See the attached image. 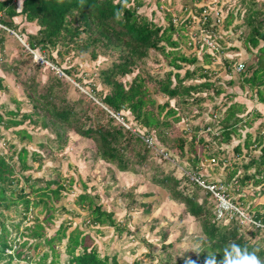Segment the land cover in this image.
I'll list each match as a JSON object with an SVG mask.
<instances>
[{
	"label": "trees",
	"instance_id": "obj_1",
	"mask_svg": "<svg viewBox=\"0 0 264 264\" xmlns=\"http://www.w3.org/2000/svg\"><path fill=\"white\" fill-rule=\"evenodd\" d=\"M218 1L216 2L218 3ZM131 2L132 5H130ZM224 5H220V9H223ZM247 5V12L243 16V25L248 28V32L243 37V44H246L245 49L248 52L251 51L250 48H256L261 40L264 41V3L258 4V0L255 2L253 0ZM19 6H21L20 9H17V5L12 3V0H0V25L15 31L21 25L15 23L16 19L14 18L18 16H21L23 18L21 20L26 23H33L36 30L27 35V47L39 55L45 53L48 58L47 61L55 63L56 57L51 55L52 51H56L60 61L63 60L64 55L69 56L71 52L77 56H87L91 62H96L99 57H109L111 61L107 67L98 70L95 79L104 88L105 93L94 87L91 88L94 95L92 98L98 99L102 105V108L96 112L93 111L96 109L93 107L94 105L88 109L84 106L85 104L90 106L93 103L92 99L88 98L85 101L86 96L65 79H59L51 73L47 75L45 82L39 81L37 73L43 67L41 65H32V72L26 76L20 73L19 66L7 68L3 66L4 64L0 65L5 72L10 71L15 83L23 88L25 97L31 105L30 113L24 114L20 118L17 109L5 111L1 106L3 113H0V130L20 126L25 123L24 120H27L29 124L39 125L42 130L49 131L48 133L53 136L51 140H54L57 150L67 145L69 133L73 132L81 138L92 141L94 160L100 159L109 165H113L119 172L131 171L135 174L139 172L136 168L148 166V160L157 156L155 151L137 136L149 135L153 136L156 144L158 142L160 146L166 149L167 153L174 150L178 151L176 154H171L174 162L178 161L179 158L182 159L183 155L186 157L191 152L193 159H188L190 162L184 158L187 166L191 167L190 174L198 173L203 168L202 160L194 148L196 143L205 146V141L203 142V139L197 137L199 127H191L193 133L187 151L183 147L187 143L184 135L174 139L172 144H169V139L166 140L167 134L164 133L170 129L171 124L179 116L177 111L179 108L171 107L170 100L176 99L178 106L181 104L185 110L196 114V118H199L203 117L202 105L204 100L206 98L213 100L214 96H218L220 93L218 88H214L217 85L216 82L210 81V69L205 67L207 64L195 65L194 63H198V59L193 55L184 53L179 55L177 54L178 51H173L178 46V39L175 37L177 33L179 39L187 38L183 33L185 30L183 25L176 27L170 14H167L165 18L167 20L166 26L155 24L147 17L138 14L137 9L142 6V3L136 0H22ZM197 10L201 11V9ZM228 23L225 25L228 26ZM222 25L223 23L220 24V26ZM220 26L212 27L216 34H219L218 27L220 29ZM7 33L6 30L0 28V49L4 45ZM215 40L221 50V39L218 40L217 36ZM260 50L262 52V48ZM151 51L155 52L157 56L168 57L167 64L172 70L160 75V77L158 74L153 77L146 74V78H143L138 74L130 82L126 81V77L148 59ZM204 53V57L211 61V54ZM231 61L228 60V63H224L229 74L234 73L230 69ZM185 65L191 66L185 68L183 74H180ZM192 66L194 67L190 68ZM253 67H247V71L241 72L240 82L250 88H256L257 98L260 103L264 104L260 89L264 87V68L254 69ZM252 68L254 70L248 76ZM72 71L63 72L70 77ZM79 82L80 80L77 79V83ZM146 82L153 83V91L156 90L169 100L163 105H158L156 111L153 110L154 101L151 98L146 99L148 92ZM211 89L213 95L209 96L207 91ZM69 90L71 94L79 93L73 102L67 99ZM5 91L6 86L3 83V77L0 76V94ZM201 112L202 115L200 116ZM240 112L238 104H231L225 108L219 118L210 115L203 131L206 132V128L216 124L220 127L216 132H210V130L206 132L209 135L214 133L211 136L213 143L215 142V152H222V144H228L232 135L236 133V126L242 120L238 117ZM126 113L132 117L133 123L128 120ZM114 116H120L125 125L116 123ZM86 121L88 125H86ZM128 124L131 127L134 124L137 135L129 130ZM14 132L21 141L30 139L31 135L27 130L21 129ZM241 150L246 152L245 154L249 159L241 165V173L234 165L235 167L228 174L227 181L231 182L232 180L238 185L237 192L240 191V186L249 185L254 189L262 188L264 185L263 138L257 135L253 137L250 133L245 134L243 143L237 144L233 148L235 153H239ZM256 150L258 152L256 157L250 155V151ZM48 152L50 153L51 150ZM28 155L26 148L16 152L17 161L23 170L30 168L27 164ZM31 155L37 156L34 153ZM212 156L211 158H216L215 154ZM159 158L161 159L160 155ZM10 160V156L0 155V208L7 209L10 205L13 206L21 202L25 205L24 214H26L29 212L30 201L27 194H24L23 188L18 191L9 190L10 196L6 195L8 186L13 180L15 167V164L11 163ZM222 163L216 161V166L219 167ZM154 170L155 172L149 179L150 182L165 189L170 199L181 204L185 213L199 224L201 235L196 238L198 247L194 256L189 257L195 264H204V261L209 258L214 259L215 264H225L228 253H231L232 259L237 258L231 247L233 244L238 246L241 255L245 253L255 255L260 264H264L263 229L243 224L237 215H228V221L223 225L222 220L218 222L216 219L215 199H212V194L198 186L191 179V175H187L183 171L180 177H175L169 173L164 174L158 166H155ZM201 179L205 180L204 177ZM214 182L225 183V179H218ZM45 184L47 191H43L44 193L40 195V202L42 203L45 201L43 196L49 199L57 198L63 189L62 185L55 180L47 181ZM51 185L55 187L50 189ZM31 190L33 189L31 188ZM36 190L37 192L41 191L38 189L33 191ZM16 192L18 193L15 199ZM201 193H203L202 198L199 197ZM127 194L128 204H134V194L131 191H128ZM79 200L80 205L90 211V223L112 226L118 229L112 212L102 211L101 206L95 204L91 195L83 193L79 196ZM253 213L251 216L264 224V213ZM27 229L30 228L27 227ZM41 229L42 224H38L35 220L33 223L35 238H41ZM66 230L67 228L62 226L58 229L55 237L61 239V236H65ZM80 235V233H75L67 236V254L69 256L67 264H117L115 258L100 257L95 247L84 246L85 237L82 235L80 237ZM7 236L4 226L1 225L0 264H11L15 258L29 260L28 256L23 255L21 251L26 244L24 242L19 245L20 250H14L13 254L10 255L6 254V251L12 249ZM253 239L257 240L253 241ZM52 241L53 239H49L45 243L50 246ZM77 246H81V251L76 253ZM51 250L53 251L52 248ZM185 256L175 259L174 262L169 257L165 264H185V261L189 259ZM46 257L47 254H44L37 264H45L43 261ZM54 262L56 263L53 260L52 264Z\"/></svg>",
	"mask_w": 264,
	"mask_h": 264
},
{
	"label": "rangeland",
	"instance_id": "obj_2",
	"mask_svg": "<svg viewBox=\"0 0 264 264\" xmlns=\"http://www.w3.org/2000/svg\"><path fill=\"white\" fill-rule=\"evenodd\" d=\"M136 1L142 3V6L137 9L138 14L147 17L155 24L166 26L167 20L165 18L167 14H170L176 27L183 25L185 29L183 33L187 38L179 39L177 33L175 37L178 39V46L173 51H178L177 54L179 55H182V53L193 55L198 59V63H194L195 65H202L204 63L203 53H210L211 51L203 49L199 40L195 38L200 37L196 35L200 27L197 9L206 7L205 4L211 3L214 0ZM216 1L212 4L215 3L214 7L218 8ZM230 1L232 4L236 2L239 3L238 5H243L242 8L237 7L238 11H241L247 3H252L253 0ZM260 3H264V0H258V4ZM132 4L131 2L130 5ZM16 20L19 21L20 19ZM29 24L31 23L23 22L16 28L14 33L19 37L7 31L8 35H5L4 45L0 49V65L4 64L3 66L7 68L19 66L21 69L20 73L24 76L32 72V65H41L43 67L38 71L37 79L45 82L47 75L51 73L54 76L57 75L50 66L37 61L28 51L26 38L29 33H33L28 31ZM240 42L241 52L247 56L251 54V51L246 53V49L242 46V39ZM169 50L171 49L169 48ZM40 55L47 61L48 58L45 53H40ZM51 55L56 57L55 63L51 61L47 62L63 71L73 70L72 75L66 78L65 81L74 86L81 94H84L86 96L85 101L88 98L92 99L93 103L90 106L87 104L84 106L88 109L94 105L93 107H96V109L93 111L95 112L102 108L98 99L92 98L94 95L91 92V88L94 87L105 93L104 88L95 79L98 70L107 67L111 58L99 57L96 62H91L87 59V56H77L71 52L69 56L64 55L63 60L60 61L56 55V51H52ZM214 56L216 60L211 61V65L222 64L225 66L224 63H228L229 57L226 58L227 60L224 59L222 49L218 54H214ZM223 59L225 60L224 63L222 62ZM239 59H241V56L235 57L231 61V70H234V64L238 63ZM168 61V57L157 56L155 52L151 51L148 59L135 68L133 73L126 77V81L130 82L138 74L143 78H146V74L152 77L158 74L160 77V75L172 70L167 64ZM248 62L249 60H244L243 62L245 66L244 71L247 67L254 65L253 63L248 64ZM188 66L191 65H185L180 74H183L184 69ZM224 68L226 69V66ZM239 74L235 77L240 81L241 73ZM0 76L3 77V83L6 86V91L0 94V107L3 106L2 108L5 111L17 109L19 111V118L24 114L30 113L31 105L25 97L23 88L15 83L10 71L5 72L0 66ZM222 77L220 76L219 79L225 81L224 79L226 78ZM57 78L59 77L57 76ZM77 79L80 80L79 83H77ZM146 85L148 88L146 99L151 98L154 101L153 110L156 111L158 105H163L169 101L166 96H163L156 90L153 91V83L146 82ZM219 87H222V85L214 86V88ZM247 93L248 98L253 96V93L249 89ZM78 95L79 93L77 92L71 94L69 90L67 99L73 102L77 99ZM169 103L171 107L179 108L177 110L179 116L171 124L170 129L164 132L167 134L166 140L169 139V144H172L174 139L184 135L187 143L183 147L187 151L189 149L190 137L193 133L192 126L200 128L197 132V137L198 139H203V142L205 141V146L201 145V143L194 145L196 153L199 154L202 160L201 165H203V168L198 173L191 175L193 177H204L205 180L203 182L205 184L209 186L213 185L219 191H222V188L225 189L228 194V200L232 201L230 203L238 208L240 207L242 211L250 212L249 214L253 212L264 213V185L262 188L257 187L255 189L249 185L246 187L240 186V191L237 192L238 185L232 180L231 182L227 181L228 174L232 169L236 166L237 170L241 173V165L249 159L244 150H241L239 153L233 151L237 143H243L245 134H238L236 132L235 135H232L230 142L224 144L227 145L226 147L221 146L223 151L218 153L214 150L216 148L214 147L215 142L213 143L212 140V134L214 133H210L211 136L203 131L204 125L208 122L206 116L211 115L212 117L216 116L219 118L225 111L227 100L218 101L216 104L214 99L206 98L202 105L204 115L202 117L201 112L199 119L196 118V114L185 110L181 104V107L178 106L176 99L170 100ZM214 106L215 108H213ZM2 108H0L1 114L3 113ZM217 109L218 112H216ZM126 115L128 116V120L133 123L132 117L128 113ZM246 117L250 118L251 116ZM114 118L116 123L125 125L120 116H114ZM251 121V119L248 120V123ZM24 122L20 126L11 127L8 130H0V155L10 156V162L15 164L14 175L12 176L13 180H11L12 182L8 186L6 195L10 196L9 190L18 191L23 188L24 194H27V198L30 201L28 206L29 212L26 214H24L25 205L21 202L13 206L10 205L7 209L0 208V230L1 225H3L8 234L7 240L12 246V249L6 251V254L10 255L13 254L14 250H20L19 245L24 242L26 244L22 247L21 251L23 255H27L29 258V260L15 258L11 264H37L44 254H47V257L43 261L45 264H52L53 260L56 261L54 264H67V260L69 259L67 254V236L75 233H80L85 237L84 246L95 247L100 257L109 256V259L115 258L117 264H165L168 262L166 259L169 257L174 262L175 259L182 258L185 254V258L194 256L198 247L196 238L201 235L198 222L185 213L181 204L173 202L165 189L152 184L149 180L155 172V166L160 167L164 174L169 173L175 177H180L183 171L186 174H190L191 167L187 166L184 158H187V161L193 159L191 152L186 157L183 155L182 159L179 158L178 161L174 162L171 154H176L178 151H170L168 153L169 157L167 155L164 156L163 153H167V151L157 142V151L153 149L157 156L148 160V166L146 165L140 169L136 168L139 171L137 174L131 171L119 172L113 165H109L100 159H93L92 149L94 148V144L90 139L81 138L75 133L70 132L67 145L57 150L54 140H51L53 136L48 133L49 131L42 130L39 125L29 124L27 120H24ZM244 124L242 123L240 126ZM86 125H88L87 121ZM128 126L130 131H135L134 124L133 127L130 124ZM21 129L27 130L30 133V139L20 140L14 131H20ZM219 129L220 127L216 124L210 127V132H216ZM257 136L264 137L262 134ZM22 148H26L29 153L27 164L30 168L27 170L21 169L17 161L16 152ZM49 150H51L50 153L48 152ZM32 153L37 156H32ZM213 154L216 157L214 158L215 163H208ZM250 155L256 157L258 155L257 150L254 152L250 151ZM209 156L210 158H208ZM216 161L223 162V166L221 164V166L217 167ZM27 176H29V179L26 178ZM218 179H225V183L214 182L218 181ZM50 180L58 181L63 189L57 198L53 197L49 199L43 196L45 201L42 203L40 202V195L44 193L43 191H47L45 183ZM54 187V185H51L50 189ZM31 188L41 191H33ZM190 189H192L191 186ZM128 191L134 194V204H128ZM17 193L14 195L15 199ZM83 193L91 195L95 204L101 206L102 211L112 212L118 229L112 226H100L90 223V211L80 205L79 196ZM202 196L203 193L199 197L202 198ZM215 206L217 209L216 202ZM216 219L218 222L222 220L221 223L223 225L228 221V218L222 219L216 217ZM35 220L38 224H42V229L40 230L41 238H35L33 234V223ZM62 226L66 227L67 230L65 236H61V239H58L55 236L58 229ZM27 227L30 229H27ZM49 239H53L50 246L45 243ZM256 240L253 239V241ZM80 251L81 246H77L76 253Z\"/></svg>",
	"mask_w": 264,
	"mask_h": 264
},
{
	"label": "crops",
	"instance_id": "obj_3",
	"mask_svg": "<svg viewBox=\"0 0 264 264\" xmlns=\"http://www.w3.org/2000/svg\"><path fill=\"white\" fill-rule=\"evenodd\" d=\"M21 1L22 0H12V3L17 5V8L20 9L21 6L19 5ZM213 2H215V0ZM213 2L205 4V6L211 7L212 5H216L215 3L212 4ZM230 2H231L230 0H223L221 1L220 4L217 3L218 7L220 5L225 4L223 9L219 8L221 10L220 19H222L221 23H223V25L222 26L218 25L220 26V29L218 27L219 34H216L218 36V40L221 39L220 43L222 45L223 57H225L224 59L227 60L226 58L229 57L228 60H233L235 57L241 56V59L238 60V63H242L244 62V60L245 61L249 60L248 64L253 63L254 69L264 68V57H263L264 56V41L261 40L256 48L254 49L250 48L252 53L249 54L248 56L244 55L240 49L241 47L240 40L242 39L243 41V37H245L248 32V28L245 25H243V19H244L243 16L247 12L245 9L248 5L244 4L245 7L243 8V10L238 11L237 7L242 8L243 5H238L239 3H236V2L232 4ZM198 12L200 11L198 10ZM14 19H20L19 21L16 20L15 22L16 24H22L23 22H25L21 20L23 19L21 16L15 17ZM227 22H229L228 26L225 25ZM35 30H36L35 26L33 24H29L28 31L34 33ZM242 46L245 48L246 44H243L242 42ZM261 48H262V52L261 50L259 51V49ZM246 53H249V52H246ZM224 59L222 61L223 63L225 62ZM204 60L205 61L203 62L207 64V66L205 67L211 70L209 73V75H211L210 81L216 82L217 85H222V87L218 88V90H220L219 95L214 96V100L216 104L218 103V101L221 102V101L227 100V106L231 104H238V106L240 107L241 112L238 114V117L242 118V120L241 122L237 124V126L238 125L239 126L238 128L236 126L237 128L236 132L238 134L250 133L253 137L255 135H260V134L264 135V104L259 102L257 95H256V88H250L246 84L241 83L237 79V77H235L240 74H237L234 70H232L234 72L233 74H229L222 64L211 65L212 63L210 62L212 60L210 61L209 58H205V57H204ZM240 60H243V61H240ZM204 63H202V65ZM253 68L251 69V71H249L248 76L251 75L252 70H254ZM220 76L221 77L224 76L222 78H226L224 79L225 81H223V79L220 80L219 79ZM228 81H231V83H228ZM248 89L251 91V93H253L252 97L249 95L251 98H248V95H247ZM260 89L262 90V97L264 98V87H261ZM207 92L209 95H213L212 89ZM216 112H218V109L216 110ZM246 116H251V117L247 118ZM206 117L207 119L210 118V116H206ZM250 119L252 121L248 123V120ZM242 123H245V124L243 126H240V124ZM263 140H264V137H263ZM222 145L223 147L227 146L224 144Z\"/></svg>",
	"mask_w": 264,
	"mask_h": 264
},
{
	"label": "built area",
	"instance_id": "obj_4",
	"mask_svg": "<svg viewBox=\"0 0 264 264\" xmlns=\"http://www.w3.org/2000/svg\"><path fill=\"white\" fill-rule=\"evenodd\" d=\"M198 19H199V24L200 27L198 29V32L196 33V35H199L200 37H195L199 40V42L201 43L203 49L205 48L208 51H211L209 54H211V60L215 61L216 58L214 56V54H218L220 52V48L216 42V38L217 35L214 32V30L212 29L213 26H218L221 24L222 19H220L221 16V10L219 9V7H214V5H212L211 7H202L201 11L198 12ZM207 26V27H206ZM211 26V27H210ZM0 28L8 31L9 33H13L14 35H16L14 33V31L6 29L3 25H0ZM17 36V35H16ZM19 37V36H17ZM19 39V38H18ZM28 49V47H27ZM28 51H30L32 53V55L34 56L35 59H37V61L42 62V64L50 66L51 69H53L55 71V74L59 77V78H68V76L58 67L53 66L52 64L48 63L47 61L44 60V58L41 57V55H38L37 53L31 51L28 49ZM244 64L243 63H237L234 64V71L239 74L241 72L244 71ZM214 118H216V116H213ZM210 128H206V132L209 131ZM133 134L137 135V133L135 131H132ZM139 136L144 142L145 144L151 148V149H156V142L153 136ZM164 156H168V153H163ZM208 162L210 163H215V159L211 158L208 160ZM189 173H187L188 175ZM191 175V174H189ZM191 179L200 187L204 188L205 190L210 191V193L212 194L213 199H215L216 205H217V209H216V214L218 218H224L228 215H237L238 218L240 219V221L248 226H253L254 228H260L264 230V224L261 223L258 220H255L251 214L247 213L246 211H242V209L235 205H233L232 201L228 200V194L226 192L225 189H223L222 187V191H219L215 186L211 185H207L203 182V179H201V177H193V175H191Z\"/></svg>",
	"mask_w": 264,
	"mask_h": 264
},
{
	"label": "clouds",
	"instance_id": "obj_5",
	"mask_svg": "<svg viewBox=\"0 0 264 264\" xmlns=\"http://www.w3.org/2000/svg\"><path fill=\"white\" fill-rule=\"evenodd\" d=\"M233 251L236 253L235 259L231 258V253L226 254L225 264H260V261L257 259L255 255L243 254L241 255L238 249V246L233 244ZM185 264H195L190 258L185 261ZM204 264H215V260L212 258L206 259Z\"/></svg>",
	"mask_w": 264,
	"mask_h": 264
},
{
	"label": "water",
	"instance_id": "obj_6",
	"mask_svg": "<svg viewBox=\"0 0 264 264\" xmlns=\"http://www.w3.org/2000/svg\"><path fill=\"white\" fill-rule=\"evenodd\" d=\"M264 57V56H263Z\"/></svg>",
	"mask_w": 264,
	"mask_h": 264
}]
</instances>
